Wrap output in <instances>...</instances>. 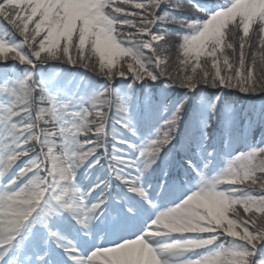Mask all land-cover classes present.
<instances>
[{
	"label": "snow or ice",
	"instance_id": "1",
	"mask_svg": "<svg viewBox=\"0 0 264 264\" xmlns=\"http://www.w3.org/2000/svg\"><path fill=\"white\" fill-rule=\"evenodd\" d=\"M233 91L264 98V0H0V264H264Z\"/></svg>",
	"mask_w": 264,
	"mask_h": 264
},
{
	"label": "trees",
	"instance_id": "2",
	"mask_svg": "<svg viewBox=\"0 0 264 264\" xmlns=\"http://www.w3.org/2000/svg\"><path fill=\"white\" fill-rule=\"evenodd\" d=\"M262 97L260 96H245L243 94H240L238 92L233 91L229 96L225 97V100L229 102H235L237 106L243 105L245 108H248L249 106H255L257 109H259L261 103H262ZM254 128H257L256 125H252ZM260 131V130H259ZM258 132L257 130L254 129L251 131V133L256 134ZM260 137L258 136H248V139L250 141L258 140Z\"/></svg>",
	"mask_w": 264,
	"mask_h": 264
},
{
	"label": "rangeland",
	"instance_id": "3",
	"mask_svg": "<svg viewBox=\"0 0 264 264\" xmlns=\"http://www.w3.org/2000/svg\"><path fill=\"white\" fill-rule=\"evenodd\" d=\"M173 55H175L174 53H173ZM248 129H252V128H248ZM248 131V130H247ZM250 131V130H249ZM249 133V132H248Z\"/></svg>",
	"mask_w": 264,
	"mask_h": 264
}]
</instances>
